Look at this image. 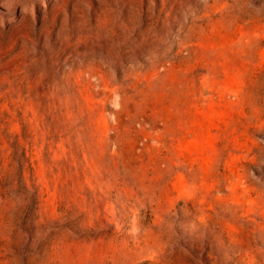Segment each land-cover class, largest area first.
<instances>
[{"label": "rangeland", "instance_id": "obj_1", "mask_svg": "<svg viewBox=\"0 0 264 264\" xmlns=\"http://www.w3.org/2000/svg\"><path fill=\"white\" fill-rule=\"evenodd\" d=\"M0 264H264V0H0Z\"/></svg>", "mask_w": 264, "mask_h": 264}]
</instances>
